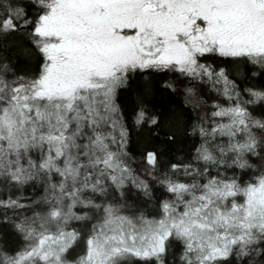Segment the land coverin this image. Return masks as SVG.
I'll return each instance as SVG.
<instances>
[{
    "label": "snow or ice",
    "instance_id": "obj_1",
    "mask_svg": "<svg viewBox=\"0 0 264 264\" xmlns=\"http://www.w3.org/2000/svg\"><path fill=\"white\" fill-rule=\"evenodd\" d=\"M0 264H264V0H0Z\"/></svg>",
    "mask_w": 264,
    "mask_h": 264
}]
</instances>
